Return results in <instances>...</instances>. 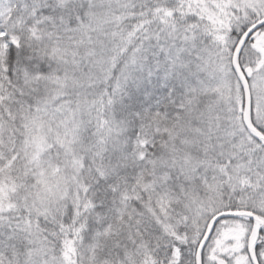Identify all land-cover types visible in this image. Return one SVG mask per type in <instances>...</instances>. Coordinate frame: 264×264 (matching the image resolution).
Instances as JSON below:
<instances>
[{
    "label": "snow or ice",
    "instance_id": "6c2138e0",
    "mask_svg": "<svg viewBox=\"0 0 264 264\" xmlns=\"http://www.w3.org/2000/svg\"><path fill=\"white\" fill-rule=\"evenodd\" d=\"M0 264H264V0H0Z\"/></svg>",
    "mask_w": 264,
    "mask_h": 264
}]
</instances>
